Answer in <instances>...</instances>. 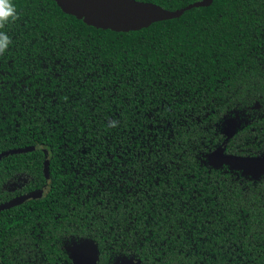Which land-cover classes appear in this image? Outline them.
<instances>
[{
  "label": "trees",
  "instance_id": "1",
  "mask_svg": "<svg viewBox=\"0 0 264 264\" xmlns=\"http://www.w3.org/2000/svg\"><path fill=\"white\" fill-rule=\"evenodd\" d=\"M11 3L0 155L36 149L0 159V205L45 195L0 212V263L72 264L70 245L91 243L98 264H264V174L207 159L264 157V0L127 33Z\"/></svg>",
  "mask_w": 264,
  "mask_h": 264
},
{
  "label": "water",
  "instance_id": "2",
  "mask_svg": "<svg viewBox=\"0 0 264 264\" xmlns=\"http://www.w3.org/2000/svg\"><path fill=\"white\" fill-rule=\"evenodd\" d=\"M66 15L81 20L87 26L110 30L117 33L139 31L149 27L152 23L179 18L185 11L192 8L208 7L212 0H202L188 5L185 8L167 11L161 7L135 0H52ZM257 108L258 105L256 104ZM231 126L226 127L229 136ZM36 148L12 150L0 155V159L9 153H26ZM208 164L212 167L228 166L237 169L243 175L258 176L264 174V157L253 158L235 155H225L220 148L208 155ZM48 161L44 162V176L48 179ZM44 191L34 193L28 197H20L6 204L0 205V212L20 205L29 199L43 198ZM74 264H98L97 249L94 244H72L69 249ZM119 264H138L137 262H120Z\"/></svg>",
  "mask_w": 264,
  "mask_h": 264
},
{
  "label": "clouds",
  "instance_id": "3",
  "mask_svg": "<svg viewBox=\"0 0 264 264\" xmlns=\"http://www.w3.org/2000/svg\"><path fill=\"white\" fill-rule=\"evenodd\" d=\"M16 18L17 10L11 0H0V28H3L10 19L15 20ZM10 43V37L4 32H0V55L6 51ZM110 126L115 127L116 122H110Z\"/></svg>",
  "mask_w": 264,
  "mask_h": 264
},
{
  "label": "flooded vegetation",
  "instance_id": "4",
  "mask_svg": "<svg viewBox=\"0 0 264 264\" xmlns=\"http://www.w3.org/2000/svg\"><path fill=\"white\" fill-rule=\"evenodd\" d=\"M70 247H71V245H70ZM70 247L68 248V252H69ZM69 258H70L72 264H74L73 260H72L71 257H70V253H69ZM97 262H98V261H97ZM0 264H1V263H0Z\"/></svg>",
  "mask_w": 264,
  "mask_h": 264
}]
</instances>
